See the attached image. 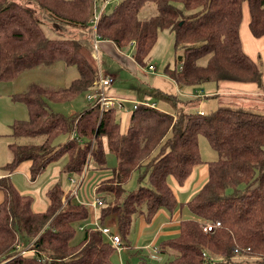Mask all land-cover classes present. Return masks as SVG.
Instances as JSON below:
<instances>
[{
  "label": "trees",
  "instance_id": "16d2710c",
  "mask_svg": "<svg viewBox=\"0 0 264 264\" xmlns=\"http://www.w3.org/2000/svg\"><path fill=\"white\" fill-rule=\"evenodd\" d=\"M96 1L0 0V80L13 81L25 70L56 63L79 72L66 85L32 82L11 95L28 107L29 118L14 119L10 135L15 140L4 164L8 174L0 176V264H109L116 247L93 223L84 225L91 219L86 204L57 181L46 190L47 209L35 211L33 195L22 193L10 176L28 162L30 178L36 179L62 157L65 171L81 176L89 156L96 168L106 167L107 149L117 165L97 183L104 201L100 224L116 214L117 231L127 237L135 216L150 223L160 209L173 211L178 201L170 178L182 185L197 165L207 163V182L186 203L195 217L181 222L177 236L162 240L158 253L170 256L169 264H264V97L259 101L249 95L260 102L251 104L244 102L246 95L242 101H226L208 93L219 97L218 107L191 112L176 110L191 99L155 89L152 97L175 108L164 110L142 98L130 111L125 130L117 108L101 111L88 100L81 113L66 116L50 106L98 87L101 70L94 54L101 49L95 48V36L119 49L133 43L132 57L144 67L165 29L174 33L175 63L164 73L179 87L220 81L263 86L262 68L245 52L240 25L247 3L251 33L264 36V0H122L110 10L106 6L94 27L88 16ZM148 2L157 12L142 18L139 13ZM62 135L67 140L56 144ZM23 136H41L42 141H16ZM200 136L217 152L215 160H203ZM135 172L139 188L122 198ZM216 221L221 225L204 231L205 223ZM77 230L83 236L73 242ZM26 247L33 253H22ZM237 253L255 259L241 263ZM137 264L153 263L143 258Z\"/></svg>",
  "mask_w": 264,
  "mask_h": 264
},
{
  "label": "rangeland",
  "instance_id": "374dc122",
  "mask_svg": "<svg viewBox=\"0 0 264 264\" xmlns=\"http://www.w3.org/2000/svg\"><path fill=\"white\" fill-rule=\"evenodd\" d=\"M122 0H109L106 4L107 9H112L116 4H118ZM103 4V0H98V5L101 6ZM247 3L244 4L243 9V18L240 25V36L243 42V48L245 52L262 68L264 75V36L263 37H254L251 33L249 22H250V13L246 6ZM93 12V10H92ZM157 8L153 2H148L144 7L141 8L140 16L142 18H148L154 14H156ZM92 13L88 16V20L90 21ZM49 32V30H47ZM106 41L103 39H99V49H101L100 53L96 56L97 64L100 67L101 73L105 75V72H109L108 75L114 77V82L111 84L109 88V93L112 88L117 89L116 91H127L129 94L137 95L138 99L144 98L146 95H150V93L155 92L154 90H162L167 93H175L172 85L175 83L171 82L167 77H165V67L170 64L171 67L174 66L175 63V50H174V33L169 29H165L159 31V37L156 45L152 49L149 59L146 62L153 63L156 67V71L151 73L147 70L148 66H142L139 64H135V68L130 67L127 64H123L121 60L115 59V56L109 55V53H105L102 51V43ZM108 41V40H107ZM135 45L129 44L124 47V54L131 56L134 52ZM149 63V64H150ZM112 73V74H110ZM79 74L77 67L75 66H66L61 63H56L50 66H37L29 70L23 71L15 80H0V172L6 171L4 169V164L10 160V151L9 144L14 141L15 138L10 135L12 131V124L14 119H28L29 118V110L28 107L22 103L14 101L11 95L15 92L24 91L30 83H44L46 85H66L73 78L77 77ZM224 82V81H220ZM219 82V83H220ZM245 84V83H244ZM240 85L243 88H247L245 85ZM215 83H206L197 87H188L187 89L190 91H199L203 90V96L197 97L195 93L192 94L191 102L187 103H179L177 104V109H184L186 111H203L210 112L218 107V98L215 96H208V93L215 91L218 93L217 95L225 96V100L228 101L230 99H235L242 101V95H235L234 97L230 94L223 93V89L221 86L218 88H214ZM261 90L264 92V83L263 86H259ZM215 95V94H213ZM123 96H127L128 94H124ZM245 97L247 100L244 102H248L251 104L256 103H264V101L256 102V99L253 97ZM155 97V98H154ZM182 97V96H179ZM236 97V98H235ZM257 97V96H256ZM228 98V99H226ZM133 99V98H132ZM149 100H153L157 103L158 107H162L163 99L154 95ZM127 103L124 104L123 108H119L118 116L120 117V121L122 124V128H126L127 120L129 116V112L133 110L134 103L132 101L129 102V99L126 100ZM90 105V102L87 99V93L83 92L74 99L70 101L64 102H50V106L54 111L60 112L66 116L77 115L81 113L85 108ZM175 107L172 106L171 110ZM67 135L60 136L56 144H62L67 140ZM19 143H39L42 141L41 136H23L16 139ZM200 152L203 160H215L218 157L217 152L211 148L208 140L204 136H200ZM106 142V139H104ZM65 157L54 161L46 166L44 171L39 175V183L38 185L41 187H45L49 181L54 178H57L58 181L61 182L65 191L69 192L71 196L78 200H85L90 202L94 199V188L96 184L103 178L109 177L112 175L114 167L117 165V158L114 153L108 151L106 153V167L105 168H96L95 162L87 160L86 166L87 170L85 171L84 177L80 182V187L77 188L71 182V179H79V176L75 172L65 171L64 169ZM205 164L201 163L197 168H195V173L192 179L189 181L187 187L178 188L175 186L177 190V198L179 202H185L190 199L207 181ZM85 166V167H86ZM7 172V171H6ZM204 174V177H202ZM12 178L13 182L16 181L18 183L19 189L29 191L35 187L26 178V176L22 172L13 171ZM172 180L170 179V182ZM174 183V182H173ZM125 193L122 195V198L125 197V194L130 193L132 191H136L139 188V173L135 172L132 178L124 185ZM44 191V190H43ZM27 193H30L27 191ZM43 194V193H42ZM44 195V194H43ZM110 200H113V196L109 197ZM103 201V200H102ZM108 200H105L107 202ZM79 202V201H78ZM117 199L114 198L113 203L115 204ZM104 201L101 205H97V207H89L91 213V219L88 222H85L84 225L89 227L90 222L95 221V215L99 216L100 207L103 206ZM183 213L187 215V218L195 217L194 214L185 206L183 209ZM138 217L135 216L132 220V226L130 229V233L127 237H124L118 230V219L116 214H112L102 223L104 226H109L112 231H116L120 234L122 238V246H128L129 249H125L122 251L121 256L118 253L121 249H117L113 251L110 256L109 264H121L123 261L124 264H137L139 260L146 258L150 263L153 264H169L170 256L161 253L159 254L160 259H151L149 255V250L145 247L146 243H148L152 239V235L149 236L147 232H143L142 236L139 234V228L136 224ZM99 220V217H98ZM139 222V221H138ZM83 236V233L80 230H77V234L74 237L73 242L78 241ZM169 236V235H168ZM164 237H161L163 240ZM161 240L158 241V243ZM157 243V244H158ZM121 246V248H122ZM151 246V245H149ZM19 248V247H18ZM140 248V249H138ZM118 251V252H117ZM25 254H32L33 251L28 250V247L21 251ZM236 259L239 262H252L255 258L239 255ZM137 257V258H136ZM245 264V263H243Z\"/></svg>",
  "mask_w": 264,
  "mask_h": 264
},
{
  "label": "crops",
  "instance_id": "0c3cea01",
  "mask_svg": "<svg viewBox=\"0 0 264 264\" xmlns=\"http://www.w3.org/2000/svg\"><path fill=\"white\" fill-rule=\"evenodd\" d=\"M246 6L248 8L247 4H246ZM243 9H244V6H243ZM248 11H249V8H248ZM102 47H103L102 48L103 52L109 53V55L115 56L116 57L115 59H118V60L120 59L123 64H127L130 67L135 68V64H137V63L134 60V58L132 57V55L128 56L127 54H124L123 50H120L113 42L106 40L102 43ZM151 64H153V63H151ZM105 74H109V72H107V73L105 72ZM110 74H112V73H110ZM165 77H167L171 82L175 83V85L171 84L172 88H174V90H175V93H173V94H177L178 96H182V97H180L182 100H188V99H191V97L193 98L192 94L195 93V91H190L187 89L188 87H192V86H186V87L182 88V87H179V85L171 77H169V75L165 74ZM244 83L246 84L247 88H243L240 86V85H243ZM263 83H264V75H263ZM218 86H221V88L224 90L223 93H225V94H232L234 96L235 95L257 96L259 100L264 97V92L261 90V88L259 87V85L257 83L224 81V82H220L218 84H215L214 88H218ZM116 90L117 89L112 88V90H110V93L115 95V96H118V97H121L124 94H128V98H126V100L129 99V102L132 101L134 103V105L137 101L140 100V99H138L137 95H135V94H129L127 91L118 92ZM171 93H169V94H171ZM212 94H218V93H215V91H212L211 93H209V95H212ZM124 97H127V96H124ZM151 97H152V95H146L144 98H151ZM125 103H127V102L125 101ZM172 106L173 105L171 103L163 100L162 107H164L163 108L164 110H171ZM129 115H130V112H129ZM127 123H128V120H127ZM125 129L126 128H124L123 130H125ZM107 152H108V149H107ZM199 165H197V166H199ZM197 166L195 168H197ZM204 167L206 170V176H207V180H208L209 169H208L207 163L205 164ZM195 168L193 169L191 175L185 180L184 184H182V185H180L179 182L174 177L170 178L172 181L171 182L169 181V184L172 187L176 198H177V190H176L175 186H177L178 188L187 187L189 181L192 179V177L195 173ZM17 171L22 172L26 176V178L28 179L30 184H32L33 186L35 185V187H33L30 191H29V189L21 190V189H19L20 186H18V183H16V181H15L14 183L17 186V188L22 193H27V191H28V192H30L29 194L33 195V197H34L33 208L35 211L46 210L48 207V204H49L47 196H46V190L53 183L57 182L58 179L54 178L51 181H49V183H47L45 185V187H41L38 185L39 179H40L39 176L33 180L30 178L29 163L28 162L21 164L19 169H17ZM7 174L8 173L4 170L0 172V176H5ZM10 176H11V178L14 177L12 174ZM202 177H204V174H202ZM3 197H4V194L2 191H0V203L3 200ZM190 199H188L185 202H179V200L177 198L178 205L173 211H169L166 209H160L159 212L155 215V217L153 218V220L150 223L146 222L145 218L142 215L137 216L138 219L136 221V224L139 228V231H138L139 234L142 236L143 232H147V234L149 236L152 235V239L148 243H146V245H145V247L149 250V255H148L149 257L151 254L155 253L154 248H156L159 245V243L162 241L161 237H164L163 240H165L167 238L175 237L179 234L181 222L184 219H188L187 215H185L183 213V209L185 208V206L188 208L186 203ZM159 240H161V241L158 243ZM149 245H151V246H149ZM125 249H129V247L128 246H122L121 250L119 252L117 251L120 254V256H121L122 251ZM138 249H140V248H138ZM156 254L159 255V253H157V252H156ZM121 264H124L123 261H121Z\"/></svg>",
  "mask_w": 264,
  "mask_h": 264
},
{
  "label": "built area",
  "instance_id": "2783aa9c",
  "mask_svg": "<svg viewBox=\"0 0 264 264\" xmlns=\"http://www.w3.org/2000/svg\"><path fill=\"white\" fill-rule=\"evenodd\" d=\"M109 0H105L103 2V4L101 6L98 5L97 1L94 2V6H93V12H92V16L90 19V22L94 25V27H96L102 12L104 11L106 4L108 3ZM95 48L98 51L99 50V40L98 37L95 36ZM98 53H95L94 56H97ZM182 68V66L180 67V69ZM147 70L151 73L156 71V67L154 64H151L148 66ZM114 82V77L108 74H102L100 75V79L98 82V87L94 90L91 91L88 95H87V99L91 102V104L93 106H99L101 111L104 110H108L111 108H123L124 107V103L126 101V97L121 96H115L111 93H109V88L111 86V84ZM203 90H199L195 92V96L197 97H202L203 96ZM138 102L135 103L134 107H136V104ZM202 112V111H200ZM74 136V135H72ZM89 162L91 161V157L89 156ZM87 170V166L85 167V170L83 171V174L81 175V178L79 179H71V182L73 183L74 186H76V191L77 188L80 187V182L84 177L85 171ZM81 179V180H80ZM97 184L94 188V199H92L90 202L87 201H83V200H78L80 203L82 204H86L88 207H97V205H101L102 204V199L98 196V192H97ZM93 223V225L101 230L105 235H107L109 237V239L111 240V242L113 243V245L117 248V249H121L122 246V238L120 236L119 233H117L116 231H112L111 228H109L108 226H104L103 224H100L98 221V217L97 215H95V221L91 222ZM221 222L220 221H216V222H207L205 223L203 229L205 232L209 233L211 231H213L216 227L220 226ZM155 253L150 255L151 259H160V256L158 254H156V252L158 253L157 248H154Z\"/></svg>",
  "mask_w": 264,
  "mask_h": 264
}]
</instances>
